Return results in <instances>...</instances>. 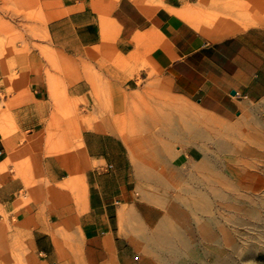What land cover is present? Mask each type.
<instances>
[{
  "label": "crops",
  "instance_id": "obj_1",
  "mask_svg": "<svg viewBox=\"0 0 264 264\" xmlns=\"http://www.w3.org/2000/svg\"><path fill=\"white\" fill-rule=\"evenodd\" d=\"M21 1L0 0V6ZM102 2L116 38L112 45L105 42L93 0H56L55 7H45L49 23L40 24L39 39L21 26L24 16L0 11L28 44L0 46V228L21 223L33 253L47 260L60 259V244L75 258L81 244L87 264H108L113 259L106 241L91 232L97 220L106 222L111 207L118 212L129 204L156 211L129 191L124 141L99 129L89 113L82 119L64 114L59 90L66 86L67 99L74 101L90 100L93 88L83 73L75 81L55 72L50 56L62 66H83L110 47L133 66L146 59L174 96L229 121L264 101L262 0ZM110 78L121 94L127 76ZM76 217L85 234L79 243L63 232L78 228ZM121 251L116 246L118 262L129 264Z\"/></svg>",
  "mask_w": 264,
  "mask_h": 264
},
{
  "label": "rangeland",
  "instance_id": "obj_2",
  "mask_svg": "<svg viewBox=\"0 0 264 264\" xmlns=\"http://www.w3.org/2000/svg\"><path fill=\"white\" fill-rule=\"evenodd\" d=\"M93 1L105 42L112 45L116 38L106 6ZM55 5L56 0H26L3 4L0 11L24 16L27 22L21 26L39 39L40 24L49 23L43 9ZM15 27L14 21L0 17V46L24 43V37L14 35ZM49 59L64 77L78 81L83 73L91 82L90 100L67 99L64 86L58 103L65 115L82 119L89 113L99 129L124 141L131 165L129 191L156 210L149 212L141 203L137 208L123 205L121 225L120 210L111 207L106 222L97 220L91 232L106 241L115 260L108 264H120L116 246L129 264H264V101L229 121L174 96L162 73L146 59L133 66L130 59L119 60L110 47L83 66ZM120 73L128 81L121 94L110 82ZM185 121L201 123L202 135L172 139L166 129ZM74 219L78 228L63 232L67 241L79 243L85 234L78 217ZM15 226L0 228V264H64L68 259L87 264L81 244H76L75 258L63 244L58 245L59 260L33 253L21 223Z\"/></svg>",
  "mask_w": 264,
  "mask_h": 264
},
{
  "label": "bare ground",
  "instance_id": "obj_3",
  "mask_svg": "<svg viewBox=\"0 0 264 264\" xmlns=\"http://www.w3.org/2000/svg\"><path fill=\"white\" fill-rule=\"evenodd\" d=\"M145 7V6H143ZM162 94V93H161ZM163 95V94H162ZM167 114V113H166ZM166 117V116H165ZM161 118V117H160ZM167 118V117H166ZM181 118V117H180ZM178 119V118H177ZM166 120V119H165ZM190 120V119H189ZM198 122H191V121H185L183 122V124H175L174 126H172L171 128H167L166 131L169 134V136L174 139V140H178L182 137H187L190 135H202V129L200 128L201 126L197 125ZM155 125V124H154ZM154 127V126H153ZM156 128V127H155ZM158 128V127H157ZM160 128V126H159ZM154 129V128H153ZM119 220H120V224L122 225V221H123V211L120 210L119 212ZM145 242H149V238L148 237H144Z\"/></svg>",
  "mask_w": 264,
  "mask_h": 264
},
{
  "label": "water",
  "instance_id": "obj_4",
  "mask_svg": "<svg viewBox=\"0 0 264 264\" xmlns=\"http://www.w3.org/2000/svg\"><path fill=\"white\" fill-rule=\"evenodd\" d=\"M233 94H235V92H233Z\"/></svg>",
  "mask_w": 264,
  "mask_h": 264
}]
</instances>
